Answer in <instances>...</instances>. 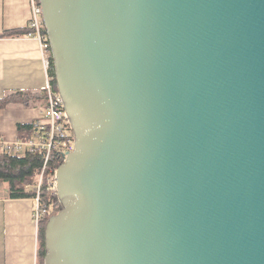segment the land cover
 <instances>
[{"label":"water","instance_id":"95a60500","mask_svg":"<svg viewBox=\"0 0 264 264\" xmlns=\"http://www.w3.org/2000/svg\"><path fill=\"white\" fill-rule=\"evenodd\" d=\"M74 148L44 264H264V0H39Z\"/></svg>","mask_w":264,"mask_h":264},{"label":"crops","instance_id":"0c3cea01","mask_svg":"<svg viewBox=\"0 0 264 264\" xmlns=\"http://www.w3.org/2000/svg\"><path fill=\"white\" fill-rule=\"evenodd\" d=\"M32 18L31 0H0V100L13 94L42 95L47 73L41 45L28 36L8 37L10 31L26 30ZM45 105L10 104L0 109V137L21 142L18 126L43 119ZM35 136L21 131L23 142ZM34 200L12 199L0 183V264H37L38 227L33 222Z\"/></svg>","mask_w":264,"mask_h":264},{"label":"trees","instance_id":"16d2710c","mask_svg":"<svg viewBox=\"0 0 264 264\" xmlns=\"http://www.w3.org/2000/svg\"><path fill=\"white\" fill-rule=\"evenodd\" d=\"M46 33V30H44ZM29 30H16L10 31L5 35L8 37H20L27 36ZM48 75L52 78V85L57 90L55 81L54 65L52 55L50 56V66L48 69ZM31 101L37 103H43L46 105L47 95H31V94H13L2 100H0V109L6 108L10 104H22L28 106ZM28 130L33 132L35 135L37 132L35 123L32 125H19L18 131ZM35 136H31L28 140H34ZM45 151L39 148H26L21 152L11 150L10 152L0 151V183L5 184L9 193V197L12 199L22 198H34L37 194L34 190H26V186H35L39 183L41 169L44 163ZM64 163L63 152L60 149H54L50 156L49 169L54 171L57 170ZM49 175V174H48ZM46 175L42 180L40 199L41 204L47 209L48 214L43 218L38 226V250H37V264H44L45 258V227L48 218L53 213L61 209L57 194H53L49 189Z\"/></svg>","mask_w":264,"mask_h":264},{"label":"built area","instance_id":"2783aa9c","mask_svg":"<svg viewBox=\"0 0 264 264\" xmlns=\"http://www.w3.org/2000/svg\"><path fill=\"white\" fill-rule=\"evenodd\" d=\"M32 18L28 24V37L39 41L42 50V60L47 73V85L43 94L47 95V102L43 112V119L35 122L37 132L34 140L26 142L8 143L0 137V151L10 152L14 150L21 152L26 148H39L45 151L44 163L41 169L39 183L35 186H26V190L32 189L36 192L34 200L33 222L36 227L39 226L41 220L48 214L46 208L41 204L40 192L43 178L48 175L47 183L49 189L53 194H57L56 172L57 170H50V156L52 151L60 149L65 154L72 152L74 148V138L70 126L69 119L65 113L62 99L57 90L52 85V78L48 75L50 66V43L48 41L47 33L44 30V20L42 9L39 0H31Z\"/></svg>","mask_w":264,"mask_h":264}]
</instances>
